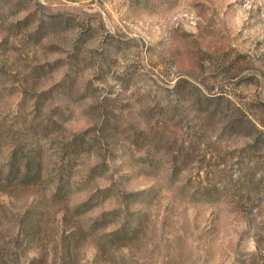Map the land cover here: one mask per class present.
<instances>
[{
	"label": "rangeland",
	"instance_id": "1",
	"mask_svg": "<svg viewBox=\"0 0 264 264\" xmlns=\"http://www.w3.org/2000/svg\"><path fill=\"white\" fill-rule=\"evenodd\" d=\"M62 262L264 264V0H0V264Z\"/></svg>",
	"mask_w": 264,
	"mask_h": 264
},
{
	"label": "trees",
	"instance_id": "2",
	"mask_svg": "<svg viewBox=\"0 0 264 264\" xmlns=\"http://www.w3.org/2000/svg\"><path fill=\"white\" fill-rule=\"evenodd\" d=\"M207 104H206V108L204 109L205 113L209 114H214L216 113V109L217 106L215 104H212L209 100H212L211 98L206 97ZM229 123V122H228ZM227 124V123H226ZM228 127H236L235 123L232 121L228 124ZM72 159L73 161H75L78 156L82 153H84L86 151V149H90L91 144L87 142H85L84 140H77L74 139V141L72 142ZM35 153L33 151V149H30L27 157L25 158H20L19 155H17V151L14 150L11 152L10 158L7 162V167L4 173V181H7L10 185H16L19 182H24L28 179H32L31 181H33L34 176L37 175V177H39L41 175V170H40V166H38L37 169H35ZM66 184L63 182H57L56 187L54 189V192L52 194V199L57 201H62L64 199V197H66L67 193H68V185L65 186ZM109 190L110 187H106V188H102L100 190H98V192H96L95 194L91 195L90 197H88L86 200L82 201L81 203H79L76 207V215H80L84 212H86L87 210H89L90 208H92V206L95 204L93 202V200L96 198V196L98 194L101 195V198H106L107 196H109ZM132 195V193L127 194L126 195V199L128 196ZM33 215H30L28 220H24L25 222V228L26 231L24 232V236L26 238H28L30 235H32V233H34V229L36 228V223H37V210H33ZM109 213H102L100 214L97 218H95L92 221V224L90 226L91 231L92 230H97L99 229L101 226L104 225V221L106 216ZM133 227H127L126 225H121L119 228H117L116 230L110 232V233H105L102 234L100 236V239H102V245H106V244H116L117 241L119 239H121V237H127L128 235H130V233L132 232ZM70 242V241H69ZM71 246L73 244H76V241L72 244V242H70ZM68 247L67 248V254L69 252H72V248ZM97 249L99 250V248L97 247ZM62 264H66L65 262H62Z\"/></svg>",
	"mask_w": 264,
	"mask_h": 264
}]
</instances>
